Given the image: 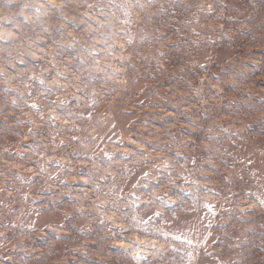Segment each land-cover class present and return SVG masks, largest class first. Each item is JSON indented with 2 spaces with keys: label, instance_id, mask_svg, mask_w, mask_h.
<instances>
[{
  "label": "rangeland",
  "instance_id": "1",
  "mask_svg": "<svg viewBox=\"0 0 264 264\" xmlns=\"http://www.w3.org/2000/svg\"><path fill=\"white\" fill-rule=\"evenodd\" d=\"M262 201L264 0H0V264H264Z\"/></svg>",
  "mask_w": 264,
  "mask_h": 264
},
{
  "label": "snow or ice",
  "instance_id": "2",
  "mask_svg": "<svg viewBox=\"0 0 264 264\" xmlns=\"http://www.w3.org/2000/svg\"><path fill=\"white\" fill-rule=\"evenodd\" d=\"M262 204H264V201L261 202ZM177 239H179V237H177ZM190 243V242H189Z\"/></svg>",
  "mask_w": 264,
  "mask_h": 264
}]
</instances>
